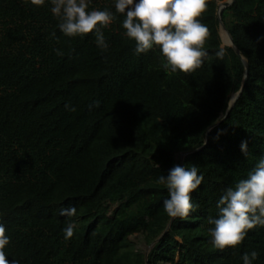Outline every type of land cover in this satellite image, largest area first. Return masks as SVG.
<instances>
[{
  "label": "trees",
  "instance_id": "trees-1",
  "mask_svg": "<svg viewBox=\"0 0 264 264\" xmlns=\"http://www.w3.org/2000/svg\"><path fill=\"white\" fill-rule=\"evenodd\" d=\"M221 1L206 0L197 18L208 28L201 66L166 74L158 49L134 52L114 0L88 6L113 13L102 30L107 50L92 33L60 32L48 0H0V223L10 237L8 264H243L252 251L253 264H264V227L224 250L208 233L223 189L264 157V0H235L222 11L249 63L223 120L244 65L222 46ZM197 148L184 166L204 176L192 194L198 207L167 229L168 190L157 178ZM68 209L71 216L61 214ZM134 234L151 246L147 258Z\"/></svg>",
  "mask_w": 264,
  "mask_h": 264
},
{
  "label": "clouds",
  "instance_id": "clouds-1",
  "mask_svg": "<svg viewBox=\"0 0 264 264\" xmlns=\"http://www.w3.org/2000/svg\"><path fill=\"white\" fill-rule=\"evenodd\" d=\"M41 6L45 0H25ZM50 12L58 19V29L64 35L74 37L92 33L96 45L107 50L103 29L113 21V13L107 10H88L90 0H48ZM115 11L124 16L121 27L123 35L134 41L136 54L158 49L163 57L161 67L165 73H190L203 63L207 56L204 49L208 28L198 17L207 7L206 0H114ZM54 35V34H53ZM59 54V52L57 53ZM217 56L223 55L218 51ZM69 111L74 110L65 105ZM247 141H241L240 150L246 156ZM168 190L163 200V210L169 217L184 218L198 205L193 193L204 180L198 175V167L179 164L171 167L166 175L157 178ZM217 217L209 218L208 229L213 247L224 250L235 248L254 227H264V157L256 162L245 178L223 189L216 201ZM71 216L72 209L61 213ZM74 222L63 229L64 239L73 236ZM10 243L5 225L0 223V264H8L5 248ZM257 253H244L243 264H253Z\"/></svg>",
  "mask_w": 264,
  "mask_h": 264
},
{
  "label": "water",
  "instance_id": "water-1",
  "mask_svg": "<svg viewBox=\"0 0 264 264\" xmlns=\"http://www.w3.org/2000/svg\"><path fill=\"white\" fill-rule=\"evenodd\" d=\"M234 1L235 0H224V1H221L218 4L217 16H218V19H219V33H220V37H221V40H222V46H229L241 58V60L243 62V65H244V74H243V81H242L241 87H240V89L237 92H234L231 95V98H230V101H229V107H228L226 113L223 115L222 120L228 116V114L230 113V110L233 108V106L235 105L236 101L238 100V98L242 94L243 89H244V87L246 85V82L248 80V76H249V63H248V60L245 58V56L243 55L241 50L235 44L233 36L231 35V33L229 32L228 28L226 27L225 23L222 20V11H223V9L228 7V6H230ZM218 124H219V122H217L216 124L212 125L209 128L208 132L210 130H212L215 126H217ZM200 149L201 148H197V149H193V150H189V151L181 153L180 154L181 166H184V159H185V157L187 155L195 153V152H198ZM173 219L174 218L172 217L170 223L167 226V229H169L170 224L172 223ZM150 249H151V246H149V249L146 252V258L148 257Z\"/></svg>",
  "mask_w": 264,
  "mask_h": 264
},
{
  "label": "rangeland",
  "instance_id": "rangeland-1",
  "mask_svg": "<svg viewBox=\"0 0 264 264\" xmlns=\"http://www.w3.org/2000/svg\"><path fill=\"white\" fill-rule=\"evenodd\" d=\"M113 208H114V206H113ZM130 239L135 243V245L138 249H142L145 252L148 251L149 246L144 242L141 235H138V234L131 235Z\"/></svg>",
  "mask_w": 264,
  "mask_h": 264
}]
</instances>
